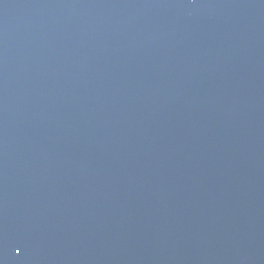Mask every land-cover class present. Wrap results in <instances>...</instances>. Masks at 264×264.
<instances>
[{"label":"water","instance_id":"obj_1","mask_svg":"<svg viewBox=\"0 0 264 264\" xmlns=\"http://www.w3.org/2000/svg\"><path fill=\"white\" fill-rule=\"evenodd\" d=\"M0 264H264V0H0Z\"/></svg>","mask_w":264,"mask_h":264},{"label":"snow or ice","instance_id":"obj_2","mask_svg":"<svg viewBox=\"0 0 264 264\" xmlns=\"http://www.w3.org/2000/svg\"><path fill=\"white\" fill-rule=\"evenodd\" d=\"M19 251V249H17Z\"/></svg>","mask_w":264,"mask_h":264}]
</instances>
